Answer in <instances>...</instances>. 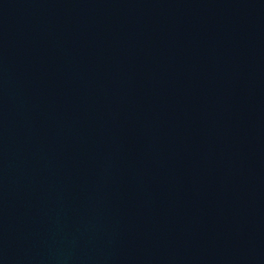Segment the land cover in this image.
I'll return each mask as SVG.
<instances>
[{
    "label": "water",
    "instance_id": "1",
    "mask_svg": "<svg viewBox=\"0 0 264 264\" xmlns=\"http://www.w3.org/2000/svg\"><path fill=\"white\" fill-rule=\"evenodd\" d=\"M0 264H264V0H0Z\"/></svg>",
    "mask_w": 264,
    "mask_h": 264
}]
</instances>
